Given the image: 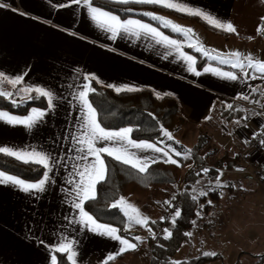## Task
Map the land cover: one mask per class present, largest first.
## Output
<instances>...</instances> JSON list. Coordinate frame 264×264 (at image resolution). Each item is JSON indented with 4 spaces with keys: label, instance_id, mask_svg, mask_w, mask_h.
<instances>
[{
    "label": "crops",
    "instance_id": "0c3cea01",
    "mask_svg": "<svg viewBox=\"0 0 264 264\" xmlns=\"http://www.w3.org/2000/svg\"><path fill=\"white\" fill-rule=\"evenodd\" d=\"M110 1L121 3L120 0ZM184 2L231 21L237 28V33L218 30L199 17L159 5L142 4L148 6L136 9L132 6L131 9L142 13L152 12L181 25L186 22L197 24L206 33L223 38L225 42L237 40L249 43L259 39L264 40V32H257L258 26L264 24L262 20L264 0H184ZM0 3L9 5L7 8H0V72L9 77L26 73L23 83L17 88L44 86L58 97L55 101V109L48 112L43 121L32 129L0 121V146L17 150L35 148L51 153L58 160L50 174L53 182L46 185L44 193L30 195L12 185H0V264H50L49 248L57 243L62 235L78 241L77 264H103L107 255L115 253L119 248L116 241L94 234L78 223L69 224L65 219V217L79 219L78 210L72 207V196L69 195L74 184H69L68 181L73 179L72 173L77 171L74 165L82 167L83 163L93 159L89 157L88 161L81 162L79 157L83 153L79 151L80 146L74 141V137L82 131L80 124L83 113L70 93H75L87 83L83 79L85 75H94L99 83L105 86L129 85L176 98L180 103L183 121L175 131L178 134L171 132L174 142L167 138L161 143L147 141L155 143L157 147L168 145L169 155L173 159L183 161L184 173L190 170L191 161L193 163L195 160L188 156L184 160L183 150L191 149L192 157L193 148L206 135L199 134V130L207 129L208 143L204 147L209 145L210 150L207 152L202 148L200 155L205 159L204 165L211 160L210 167L220 171L209 177L202 175L196 180L194 177L190 181L197 187L196 191L207 192L216 188L217 176L224 185L220 201L209 216L212 223L214 215L215 219H224L222 213L228 212L235 203L240 204L244 201V197L237 193L235 188L245 190L246 187L256 189H260V186L264 187V182L254 177L251 168L242 162L243 153L247 151L248 139L264 122V78L251 79L239 69H233L230 65L220 64L218 61L204 57L202 53L188 47L185 42L183 51L196 58L195 67L201 73L196 75L188 70L187 62L178 58L174 50L156 44L150 37L141 36L137 39L121 34L116 39H112L110 33L98 28L90 19L86 7L72 5L70 0H0ZM61 4L69 6L60 7ZM93 4L98 6L94 0ZM104 10L110 11L105 8ZM128 18L151 23L170 38L184 40L179 33L164 28L150 17H148L150 21L139 17H121L122 20ZM216 52L228 53L214 49L213 53ZM204 60L205 65L199 67V62ZM209 66L236 72L238 79L232 81L211 72H204V68ZM73 85L75 87H72ZM0 87L5 91L16 93V89L7 82L0 84ZM22 95V93L14 95L12 98L20 100ZM245 95L248 97L247 100L241 98ZM245 102H256L259 107L247 108ZM228 104L233 107L229 109ZM30 110L23 115L8 112L24 116ZM239 110L243 112L241 116H238ZM0 111L7 110L0 109ZM247 114H251L248 119H246ZM188 124L198 128L194 135L192 133L194 143L191 144L184 142V139L181 142L178 136L179 131ZM218 129L223 130V133L217 135L214 131ZM131 139H133L132 133ZM103 146L105 142L97 143V147ZM171 148L180 151L182 155L176 157L170 151ZM130 151L136 152L141 157H156L157 161L163 162L165 160L162 154L152 150L130 149ZM251 153L252 157L255 156L253 159L264 162V144L258 142ZM211 156L213 157L210 158ZM106 157L109 156L103 154L105 163ZM224 157L234 160H225ZM236 159H238L237 163ZM0 171L4 170L0 169ZM75 179L78 181L79 177ZM183 188L181 190L179 188L178 195H181ZM178 195H176L177 201ZM87 202L85 210L91 213L86 207ZM256 218L257 216H254L252 219ZM152 221H149V225L153 224ZM209 225L212 228L214 223ZM150 229V232L154 233L153 226ZM119 234L125 236L121 232ZM218 235L224 243L227 242L223 230ZM125 237L132 242L135 241L132 237ZM213 237L211 242L207 243L210 249L215 243ZM41 240L44 241L43 244L40 243ZM135 242L138 244L135 250L117 256L108 264H122L129 255L138 252L141 244ZM149 253L150 262L151 251ZM56 255L58 257V253Z\"/></svg>",
    "mask_w": 264,
    "mask_h": 264
},
{
    "label": "snow or ice",
    "instance_id": "6c2138e0",
    "mask_svg": "<svg viewBox=\"0 0 264 264\" xmlns=\"http://www.w3.org/2000/svg\"><path fill=\"white\" fill-rule=\"evenodd\" d=\"M121 3H138V4H154L161 7L172 9L177 12L184 13L189 16H196L204 20L206 23L212 27L228 32L237 33V28L231 21L224 20L214 13L204 10L199 7H193L184 2V0H120ZM72 5H83L86 7L90 19L96 24V26L111 34L112 39H116L121 34H127L129 36L139 39L141 36L150 37L156 44L163 45L166 48L174 50L178 54V58L183 59L188 64V70L200 75L201 73L197 71L195 64L196 58L192 55L183 51V45L187 42L188 47L195 48L196 51L202 53L205 57L218 61L220 64H228L233 69H239L245 76L256 79L259 74L260 78H264V59L254 57L251 53L244 54L238 50L231 51L228 53L221 54L216 52L213 55V50L208 49L199 40V37L195 33L194 29L187 27L172 21L170 18L157 15L152 12H144L143 15L150 17L154 21H158L160 25L164 28H169L172 32L181 34L184 40L172 39L165 35L164 32L160 30L159 27L153 26L151 23L144 22L140 19L128 18L121 19L120 16L113 14L110 11L104 10L102 7L94 6L93 0H70ZM69 5L61 4L60 7H67ZM9 5L5 3H0V8H7ZM13 11H16L13 9ZM264 20V18H262ZM257 32H264V24L258 26ZM251 39V37H249ZM171 54V53H168ZM248 70H252V75H249ZM204 72H211L216 76L226 78L232 81H236L238 76L236 72L224 71L218 67H205ZM24 75H16L15 77H9L3 72H0V84L7 82L16 89V93L5 91L0 87V97L6 99H11L14 106H19L20 103L26 102L28 100H39L41 98L46 99V108L41 109L39 107H32L30 112L24 116L13 115L8 111H0V121H4L10 125H22L27 129L34 128L38 123L42 122L44 117L48 112L55 109V101L58 99L56 94L47 87L44 86H26L22 88H17L24 81ZM87 83H84L81 88L75 93H70L73 98L78 102L82 110L81 124L80 128L82 131L77 137H74L76 145H79V151L83 153L79 157L81 162L88 161L89 157L93 159L87 163L81 165H74L77 169L72 173L73 179L68 181L69 184H74V188L69 192L72 196V207L78 210V220L69 219V224L78 223L82 225L88 231L97 234L99 236L108 237L111 240L116 241L119 244V248L115 253H110L107 255L103 264H108L109 261H113L117 256L124 254L125 252L135 250L138 245L133 243L132 240L126 238L119 234L120 230L114 227L111 223H101L99 220L85 210V203L87 201H92L96 199V186L98 183L102 182L106 178V173L108 171L107 165L103 158V154L114 158L116 161L122 162L125 165H130L132 168L137 169L140 173H147L150 164L156 163V157H141L137 155L136 152L130 151V149L137 150H152L155 153H160L165 158L164 162L178 164V160L173 159L169 155V146L157 147L155 143H150L147 140L136 141L131 139V133L133 129L130 127L119 128V130H109L101 125L97 119V109L93 106V103L89 100V94L95 93L96 89L91 86L93 80H97L94 75H85L83 77ZM100 81L97 80V83ZM72 87H75L73 85ZM107 87L114 88L117 93L124 91H139L141 89L129 86L121 85L116 86L108 84ZM256 91V89H252ZM20 100L13 99L14 95H20ZM33 93L35 95H33ZM159 96V93H157ZM242 99L247 100L248 97L242 96ZM227 107L231 109L233 106L228 104ZM162 135L168 140H172V133L167 129H161ZM98 142H105V146L97 147ZM179 143V141H177ZM264 144V141H261ZM170 151L174 153L176 157H180L182 153L171 148ZM185 158L191 154V149L185 148L184 150ZM0 153H4L8 156L15 157L17 160L23 161L24 163H32L41 166L44 171L41 178L35 181H28L20 178L19 176L9 175L5 171H0V185H12L18 188L24 193L30 195H35L39 193H44L46 191V185L53 182L52 176L55 165L58 160L43 150H37L32 148L28 149H14L10 147L0 146ZM203 173L207 174L209 172L208 168L202 169ZM218 172L220 170H217ZM222 175V173H220ZM79 177L78 181L75 177ZM224 185L220 182L219 176L216 178V187L220 188ZM74 193V195H73ZM207 192L201 190L199 196H206ZM197 197L194 196L193 199ZM165 204H169V201H165ZM211 203V201H208ZM113 208H120L124 215L127 217L128 224L127 228H131L132 225L147 226L149 224V217L144 215L135 205L129 203L125 197L121 196L115 203L112 204ZM181 216V211L179 209L175 210L172 216V222L175 224L176 218ZM163 219V217H162ZM155 223V221H152ZM151 231V229H149ZM165 239L171 237L172 233L165 229ZM31 232V229H29ZM187 236H191V233H185ZM154 238V235H153ZM135 241H141L140 236L134 237ZM41 244L44 243L43 240L40 241ZM78 241L74 239H69L67 236H61L59 241L54 245L50 246V264H61L58 261L56 253L66 254L67 260L71 264H77L78 252L76 251V246ZM205 256H215V252H204ZM173 264H180L179 261H174Z\"/></svg>",
    "mask_w": 264,
    "mask_h": 264
},
{
    "label": "trees",
    "instance_id": "16d2710c",
    "mask_svg": "<svg viewBox=\"0 0 264 264\" xmlns=\"http://www.w3.org/2000/svg\"><path fill=\"white\" fill-rule=\"evenodd\" d=\"M94 3L117 13L122 18L139 17L150 21L142 12L135 10L148 5L119 3L110 0H94ZM132 6L135 9H131ZM204 65L205 60L200 61L198 64L199 67ZM91 86L96 89V92L90 93L89 99L97 109L99 122L107 129L130 127L133 129V139L161 143L166 138L162 135V128L167 129L169 132H175L182 124L183 117L180 112V103L172 96H158L148 89L117 93L114 89L97 83L96 80L91 82ZM33 95L35 94L33 93ZM32 107L45 108L46 99L28 100L20 103L19 106H14L11 99L0 97V109L23 115ZM242 114L243 112L239 110L238 116ZM206 140L207 136L204 135L193 148V158L197 165L205 161L200 155V150L205 145ZM224 159L234 160V158L227 157H224ZM238 159H236V163ZM106 165L108 169L106 178L98 184L96 199L87 202L86 207L99 221L117 226L125 236H129L125 231L126 218L120 208L112 207L115 201L127 194L147 196L152 187H163L183 181L184 188L181 195H178L177 201L181 216L176 218L175 224L173 222L154 223L153 228L155 230L160 228V224H164L172 235L168 239H165V235L161 236L159 242L154 245L150 240L152 246L149 264H173L176 253L186 243L190 244L189 256L179 261L180 264H210L216 260H223V256L219 254L215 256L203 255L204 252H207L206 249L210 248L206 241H199L198 247L193 244L194 237L199 229L200 231H203V229L204 231L206 229L212 230L209 225L211 223L207 222V219H209L212 210L220 201L222 187L212 188L207 190L206 196H199V191H196L194 183L190 180L194 177L196 180L202 175L209 177L211 174L217 173V170L209 167L207 174L195 173V176L193 167L184 174V163L180 159H178V164L157 161L150 166L147 173H140L129 165H125L111 157H106ZM0 169L30 181L41 178L44 171L39 165L24 163L3 153H0ZM194 196L197 198L193 199ZM208 201H211V203H208ZM185 233H191L192 235L187 236ZM258 257H261L260 264H264V253L258 255ZM58 261L61 264H71L67 260L66 254L62 253H58Z\"/></svg>",
    "mask_w": 264,
    "mask_h": 264
},
{
    "label": "rangeland",
    "instance_id": "374dc122",
    "mask_svg": "<svg viewBox=\"0 0 264 264\" xmlns=\"http://www.w3.org/2000/svg\"><path fill=\"white\" fill-rule=\"evenodd\" d=\"M181 24V23H180ZM187 27H191L194 29L195 33L199 37V40L210 50L217 49L220 52L222 51H240L244 54L251 53L254 57L264 59V40L259 39L249 43H243V41H235L231 42L224 41L223 38L213 37L212 35L206 33L204 29L197 24L184 23L182 24ZM178 34V33H177ZM181 35V34H180ZM181 37H183L181 35ZM184 38V37H183ZM195 49V48H194ZM216 53H213L215 55ZM204 56V55H203ZM205 57V56H204ZM228 65V64H226ZM249 75H252V70H248ZM259 77V74H256ZM260 78V77H259ZM251 114H247L246 119L250 117ZM198 128L192 127L189 124L184 127L183 130L179 131V135L181 138V142H188L189 144L194 143V139L192 140V133L197 132ZM215 133H223V130L218 129L214 131ZM177 132L173 133L176 134ZM178 134V133H177ZM199 134H206L207 129H200ZM184 137V138H182ZM209 139V138H208ZM208 143V142H206ZM205 143V144H206ZM205 148L207 152L210 150V146L202 147ZM212 149V148H211ZM201 153V150H200ZM245 152L243 153V156ZM208 156V155H206ZM211 156L210 158H212ZM255 156L251 157L250 162L242 159L245 165H248L251 168V173L254 177L259 180H263L256 173L255 167L260 166L261 163L264 166V162L257 161L253 159ZM188 158H192L191 155H188ZM183 159L185 160V155L183 153ZM207 159V157H206ZM209 159V158H208ZM261 162V163H260ZM208 164L205 166L210 167L212 161H208ZM242 163V165H244ZM202 164H195L191 161V168L194 167V170ZM261 165V166H262ZM242 167V166H241ZM189 168V169H191ZM184 173V172H183ZM186 173V171H185ZM184 173V174H185ZM264 182V180H263ZM183 183V182H182ZM177 183L173 185H165L163 187H152L150 193L147 196L137 195V194H127L124 195L125 199L135 205L144 215L149 217V221L154 220L156 223L163 221L166 212L171 209L176 200V195H178V190L184 187V184ZM258 188V187H257ZM260 189L246 187L245 190H241L242 188H235V191L244 197V201L240 204L235 203L233 208L231 207L228 212L222 213L223 218L215 219V215L213 218L214 226L212 227V231L203 230L197 231L196 236L194 237L193 244L195 246H199V241H206V243L211 242L212 237L214 235V240L212 248L206 249L207 252H215L216 254L222 255L223 260H216L211 262L210 264H260L261 257L258 255H262L264 253V187L260 186ZM197 189V187L195 188ZM200 192V191H199ZM243 193V194H242ZM165 201H169V204H165ZM222 206V205H221ZM123 212V211H122ZM124 214V213H123ZM254 216H257L256 219H252ZM126 218L125 231L129 235L128 237L140 236L142 238L140 242L141 247L140 250L136 253H133L128 256L127 260L122 264H149L150 251H151V238L154 233L150 232V227L154 226V223L151 225L141 226V225H132L131 228H127L128 220ZM211 224H213L209 219H207ZM219 221V222H218ZM199 223V222H198ZM216 223H219L218 225ZM160 226H165L164 224H160ZM159 227V225H158ZM157 229V228H156ZM224 231L226 235L224 241L219 237L218 233ZM136 243L135 241H133ZM138 245V244H137ZM190 244L186 243L181 246L180 250L176 253L174 260L181 261L186 259L189 256ZM147 256V258H146ZM148 259V260H147ZM121 264V263H120Z\"/></svg>",
    "mask_w": 264,
    "mask_h": 264
},
{
    "label": "built area",
    "instance_id": "2783aa9c",
    "mask_svg": "<svg viewBox=\"0 0 264 264\" xmlns=\"http://www.w3.org/2000/svg\"><path fill=\"white\" fill-rule=\"evenodd\" d=\"M244 105L247 107V108H254V109H257L259 106L257 105L256 102H245ZM264 140V122H262L260 124V127L258 128V130L248 139L247 141V151L245 152V155L242 156V159L244 158L245 161H249L250 162V159L252 157V153H251V150L256 148L257 146V143L258 142H261ZM261 163V162H260ZM262 165V163H261ZM256 166L255 167V171L256 173L260 176V178H262L264 180V166ZM203 168H208V166H205V165H200L198 166L196 169H195V173L196 174H201L203 173L202 169ZM262 180V181H263ZM179 209L180 210V207L178 205V202H175L173 207L171 209H169L164 218H163V221L164 223L166 222H172V216L174 215V212L175 210ZM165 226H160V228L156 231L154 235V238L152 236V244H157L159 242V239L161 236L165 235Z\"/></svg>",
    "mask_w": 264,
    "mask_h": 264
}]
</instances>
